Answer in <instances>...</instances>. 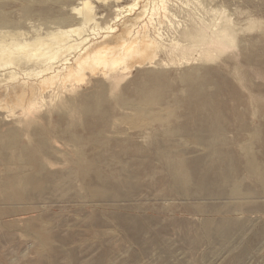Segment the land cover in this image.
<instances>
[{"label": "bare ground", "instance_id": "bare-ground-1", "mask_svg": "<svg viewBox=\"0 0 264 264\" xmlns=\"http://www.w3.org/2000/svg\"><path fill=\"white\" fill-rule=\"evenodd\" d=\"M150 2L154 8L156 2L159 4L163 0H151ZM93 8L91 0H80L79 7L73 9L71 7L75 12V18L78 19V26L56 28V25L53 30L37 26L38 28H32L31 35L21 30L0 29V57L14 55L13 48V50H7L9 45L13 44L21 48L28 45L33 49L30 47L32 49L30 51L26 47L27 50L19 54H24L21 57L26 55L27 62L40 65V67L37 66L39 69L34 71L36 74L35 79L32 77L34 81L27 86H19L18 82L14 84L10 81L11 77L6 76L9 72H5L9 69L7 62H4V66L2 64L3 67L8 68L7 70L0 68V78H2L0 80V116L2 117L0 118V167H4L0 177V229L12 230L14 227H19L24 235L34 239L36 243L33 242L36 245L34 250L37 256L40 259L47 255L51 256L52 264H56L59 256L68 257L73 252L69 245L70 237L61 234L62 230L68 228L71 221L74 223V221L86 220V223L92 225L103 222L112 228L120 229L122 236L129 243L145 245L148 243V238L158 236L163 230L161 223L157 219H149L146 212L157 210L161 205H166L167 201L171 202L172 199L192 208L201 217L203 224H214L224 234H229L232 228L245 229L246 223L234 220L235 216L232 217V214L250 208L264 210V204H254L253 201L264 195V190L259 192L243 183V176L254 177L256 174L260 186L264 187V150L262 155H255L250 152V148H247L245 150L247 159L244 162L239 156L234 155L235 153L233 154L226 144L223 132L228 125L227 117L239 112L235 110L234 105L227 102V100L238 99L239 94L235 87H232L222 72L203 66L206 59L183 56L177 61L172 59L170 63H164L161 59L158 61L156 57L161 44L158 45L144 28L142 30L132 28L133 30L129 32L127 30L128 35L119 36L117 40L113 36L109 39L111 35L109 34L111 31H108L109 27H106L107 34L97 38L90 36L92 39L87 35L90 39L81 38L82 40L79 39L80 37H76L79 40L74 37L75 39L72 38V43L69 44L62 40L55 42L52 40L54 37L48 39L64 32H75L88 25H96L97 16L92 11ZM208 29H210L209 26ZM140 34L142 38H139ZM27 39L29 43L26 44L24 42ZM213 39L209 43L205 41V44L199 48L210 47ZM179 43L175 37L169 39L170 45L178 47ZM30 56L34 58L31 59ZM15 59H19L18 56ZM16 60L13 61L16 63ZM13 61L10 62L13 63ZM250 61L249 64H245L251 71V77L256 76L264 82V72L261 71L263 76H260V72H257L260 68L256 66V69L258 68L256 70L254 62ZM23 63H20L21 67H24L25 63ZM171 63H176L174 67L189 65L192 67L171 79L166 74L167 71L158 70L169 68L173 65ZM16 66L18 70L21 68H18L20 65ZM11 67V70H16L13 69L15 64ZM106 67L111 68L115 78L122 80L128 78L134 70H142L130 82L136 87L131 92L134 97L136 96L134 101L132 100L129 106L122 104L128 113L117 114L112 119L124 123L133 132L140 131V124L143 123L148 125L154 123L158 126L170 125L171 127L175 125L183 131L182 133L190 134V145L198 150L197 153L193 152L195 154L193 155V150H186L184 148L186 145L182 147L177 141L180 139H177L179 136L174 138L175 130L172 128L161 131V134L159 130L151 129L153 132L151 139H154L157 145L151 150L150 157H143L140 160L127 155L126 159L122 152H112L113 150L111 151L109 147L115 144L114 136L103 137L107 127L115 125L109 123L108 114L103 111L108 105L105 85L103 82L95 81L93 87L79 92L85 80L86 85H89V81L98 78L99 75L102 78L108 77V73L104 72ZM28 69L31 68L28 67ZM20 71L23 70L20 69ZM20 73L17 76H21ZM56 78L73 82L69 86L70 94L64 104V107L70 109L72 113L45 111V115L53 119L54 125L52 128L44 129L42 121L46 116L39 114L40 110H33V103L37 97L36 89L38 91L40 86L41 91V86L45 82L50 83V80L52 82V79ZM256 88L260 91L264 90V84L260 83L256 85ZM11 100L20 104L21 115L33 114L38 121L25 124L24 128L14 127V113L10 110L11 113L2 114ZM234 104L239 106L241 103L235 102ZM38 114L40 116H36ZM30 118L33 117L30 116ZM11 119L12 122H8ZM261 128L264 130V124ZM116 130L117 128L113 131L118 132L121 129ZM118 133L115 134L118 135ZM250 133L252 134L250 138H255V133ZM21 134L29 135L27 139L33 144L25 141ZM188 134H185L184 139L189 137H187ZM261 136L264 138V134ZM126 138L132 139L130 135H126ZM64 139L76 147L75 153L70 157L73 166L68 169L51 171V165H48L58 161L55 155L61 151V148L55 146L53 142L62 140L61 144H68ZM175 141L185 150L179 149ZM97 142L100 146L92 149ZM83 145L89 149L92 147V150L81 151L79 147ZM99 152H107L110 155L105 160H101ZM10 165L15 167L11 168ZM156 172L162 175L156 177L154 175ZM164 187L170 190L167 196L158 200L151 198L155 190L162 189L163 191ZM81 188L84 190V195L79 193ZM216 203L223 204L217 205ZM86 204H92L96 211L91 217L82 219L79 212ZM227 207H230V211L225 212L228 216L216 220L214 218L217 216L216 213L219 214ZM68 210L73 213L71 221L65 215V211ZM109 232H105V235ZM111 252L108 256L110 258H112ZM91 263L93 264L94 261Z\"/></svg>", "mask_w": 264, "mask_h": 264}, {"label": "rangeland", "instance_id": "rangeland-1", "mask_svg": "<svg viewBox=\"0 0 264 264\" xmlns=\"http://www.w3.org/2000/svg\"><path fill=\"white\" fill-rule=\"evenodd\" d=\"M150 1L151 0H98L96 2V0H91L94 7L92 11H94L97 16L95 19V21H97L96 25H88L85 28H81L82 30H76V33L72 31H69L71 34L69 32H64L57 36H51V38L49 37L48 39L54 37L52 40L55 42L62 40L69 44L72 43V38L74 37H80V40L85 38L90 39V36H92V38L94 36V38H97L107 34L110 30L111 32L109 31V34L111 35L109 39L113 36L116 37L117 40L119 36L128 35V32L132 28L135 30H142V28H144L148 35L152 37L158 45L161 44L160 46L162 49L159 48L158 56L156 57L158 61L161 59L164 63H170L172 59L177 61L183 56L206 59L203 66H208L211 70L222 72L226 75L232 87H235L239 94L237 100H227L229 104L235 106L236 111H239L233 116L229 115V117H227L228 125L223 132L224 139L230 151L233 154L235 153L234 155L239 156L240 160L244 162L247 159L245 153L247 148H250V152L255 155H262L264 150V138H262L261 135L264 134V130L261 127L262 124H264V90H258L256 85L260 83L262 85L264 82L256 76L251 77V71L247 68L245 63L249 64L248 62L250 60L253 61L255 69L256 66L259 67L260 71L258 68L256 70L260 72V76H263L261 73L264 72V0H163V2H159V4L156 2L154 8H152L153 4ZM160 3H162V7ZM79 6L80 0H0V29L6 30L10 28L8 30H21L31 35L33 33L32 28L37 26L49 30L55 29L56 25V28L78 26V19L75 18V12H73L72 9ZM143 24L144 27H142ZM208 26L211 30L208 29ZM106 27H109L107 32ZM76 34L79 36H76ZM140 37L141 34L139 35V38ZM171 37L177 38L180 42V46L170 45L169 39ZM78 38L76 39L79 40ZM212 39L214 41L210 47L199 48L205 43H209ZM25 41L24 43H29L28 39ZM26 47L30 49L31 46L25 45L21 48L13 44L9 45L7 50L14 49L12 52H15L14 55L11 56L12 58L6 56H3L4 58L0 57V61L1 58H3V63H1L2 61L0 62V68H6V70L9 68L10 70L8 69L5 72L11 74L9 75V73H7L6 76L9 78L11 77L10 81H13L14 84L18 82L19 86H27L30 82L34 81L35 72L39 69L38 67H40L39 64L35 65L31 62H27L28 59L26 55L25 57H21L24 56V54H19V52H25V50H27ZM32 49H30V51ZM251 50H253V52H251ZM16 53L17 55H15ZM14 56H16L15 58L18 56L19 59L16 60ZM31 57L32 56H30V58ZM5 58H9L10 60L8 59V61ZM33 58L34 56L31 59ZM13 60H16L17 64ZM10 61H13V63ZM4 62H7L8 68L3 67L5 64ZM18 62H24V67L25 65L26 67H21V64ZM10 63L12 66L15 64V68L13 67L14 70H18L16 65H20L18 68H21H19L18 71H20V69L23 71H20V73L15 70L16 73L11 70L12 67ZM171 64L173 65L169 68L158 69L167 71L166 74L171 79L174 78V76L184 73L185 69L192 67L190 65L174 67L176 63ZM28 67L31 69H28ZM11 71L14 72V75ZM141 71L142 70L136 69L129 74L130 76L128 78L122 80L117 77L115 78L114 73L111 72V68L109 69L106 67L104 72L108 73V77L102 78L101 75H99L98 78L91 79L89 85H86L87 81L85 80V83L79 90L81 93L90 89L93 87V82L95 81L103 82L105 85V95L108 105L103 111L108 114L110 119L109 123L115 124L111 127L109 125L103 133L104 138H106V136L108 138L114 136L115 138V144L110 145V150H113L112 152H122L126 159L128 156H134L142 160L143 157H150L151 150L157 145L154 143V139H151L152 130L157 129L161 134V131L172 128L175 130V133L173 132L174 138L178 136L177 139L180 138L179 140L176 139L178 143L180 142L181 146L189 145L187 147L184 146V148L186 150L191 149V151L193 150L192 153L194 152L196 154L198 150L192 148L190 145L191 142H189L190 134L186 132L182 133L183 131L176 128L175 125L171 127L170 125L158 126L154 123L150 125L143 123L140 124V131L133 132L129 130L124 123L112 119L117 114L128 113V110L122 104L129 106L132 104V100L134 101L136 96L134 97L131 92H133L136 87L130 82L136 78ZM30 72H32L33 76H31L32 74H30ZM19 73L21 76H17ZM15 76H17V79ZM60 79L61 78L52 79V82L50 80L51 84L48 81L45 82V84L41 86L42 89L44 88L43 90L41 89L43 92L40 91L39 86L38 91H40L41 94L36 89L37 97L33 103V110H40L39 114L41 115H45L46 113L44 112L48 110H52L53 112L66 111L72 113L70 109L64 107V104L70 94L69 86L73 82H66ZM0 80H2V78H0ZM41 95L45 99L40 97ZM235 102H240L241 104L238 106L234 104ZM10 103L4 108L2 114L14 113V127L24 128L28 123L33 124V121H38L36 120L37 117L33 114L30 115L33 118L21 115L20 113L22 110L18 102H13V100H11ZM23 103L25 105V102ZM61 105L63 107H61ZM10 110L11 112H9ZM39 114L36 116H40ZM45 116L46 117L42 121L44 125L43 128H52L54 125L53 119L47 115ZM0 118L2 117L0 116ZM113 120L114 122H112ZM115 121L117 122L115 123ZM8 122H12V119ZM113 126L117 128L116 131H118V129L122 131H118L120 133L113 131L115 129ZM110 128L111 130L113 129V132ZM176 129H178V132H176ZM124 130L126 131L124 132ZM114 132L116 134L118 133V135ZM250 132L253 134L255 133V138H250ZM185 134H188L187 137H189L184 139V137H186ZM21 135L24 136V134ZM126 135H130L133 140H128ZM27 137L30 136H24L25 141L32 145L33 142L28 140ZM250 139L252 140L250 141ZM60 141L62 142V140L53 142L55 146L61 148V151L55 155V157H58V161L48 165H51V171L68 169L73 166L70 157L75 153L76 147L72 146L68 140L64 139L68 144H61ZM177 141H175V143ZM178 143H176V145ZM99 146L100 143L97 142L94 144L93 148L90 147L89 149V147L83 145L79 147V149L81 151H87L97 149ZM131 146L133 148H130ZM181 146L177 145L179 149H184L182 148L183 146ZM194 153L193 155H195ZM98 155L101 157V160H105L110 154L107 152H99ZM116 156L122 158L120 155ZM10 167L14 168L15 166L10 165ZM2 169L4 170V167L1 166L0 177L2 175ZM154 175L160 177L162 174L156 172ZM243 183L259 192H263L262 190H264V187L260 186L256 174L254 177L243 176ZM78 187L79 186H77V188ZM169 192L170 190L167 187H164L163 191L162 189H157V191L155 190L153 192L151 198L158 200L159 198L167 196ZM79 193L84 195V190L82 188L79 189ZM258 199L253 200L254 204H264V195H261ZM169 200H171V198ZM172 200L171 202L173 204L167 201L166 205H161L157 210H149L146 212L149 219H157L161 223L163 230L158 236H151L148 238V243L145 245L129 243L126 238L122 236L120 229L112 228V226L110 227L103 222L92 225L86 223L85 220L83 222L74 221V224L71 221L73 220V213H71L70 210L65 211V215L71 222L67 229L61 231V234L70 237L69 245L72 247L73 252L71 255H68V257L59 256L56 264H92L91 262L93 261V264H264V210L260 211L259 209L250 208L232 214V217L235 216L234 220H239L238 222L244 221L246 227L245 229L232 228L229 234H224L219 230V227L214 224H203L201 217L186 204L181 202L177 203ZM216 204L222 205L223 203ZM227 208L222 210L219 214L216 213L217 216H214V218H216V220H221L227 217L228 214L225 212L230 211V207L226 210ZM95 211L92 204H86L81 208L79 216L82 219L88 218L91 217ZM70 224H72V226H70ZM95 227H97V230L94 231ZM108 231H110V236L107 234ZM105 232H107L106 235ZM108 239L109 241H107ZM33 242L35 243L34 239L24 235L19 227H14L12 230L1 228L0 264H50L51 256L47 255V257L45 256L40 259L34 250L36 245H34ZM105 242H107L108 245H106L107 243ZM110 252L112 253V258L108 257Z\"/></svg>", "mask_w": 264, "mask_h": 264}]
</instances>
